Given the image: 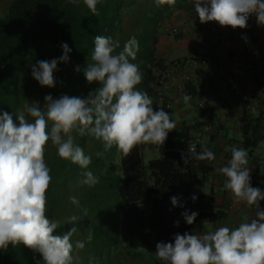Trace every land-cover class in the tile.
Instances as JSON below:
<instances>
[{"label": "clouds", "instance_id": "9594fccd", "mask_svg": "<svg viewBox=\"0 0 264 264\" xmlns=\"http://www.w3.org/2000/svg\"><path fill=\"white\" fill-rule=\"evenodd\" d=\"M77 4L79 0H70ZM94 14H98L99 0H83ZM195 13L201 24L216 22L221 27L244 29L250 16H255L259 26H264V0H192ZM157 6H174L176 0H155ZM63 55L51 61H38L32 66V77L41 87L56 85L54 72L61 62L69 61L71 49L67 43L61 45ZM111 37L97 35L91 63L84 69L89 84L100 87L85 97L62 95L54 99L44 97V106L38 101L26 103L22 111L0 112V249L7 250L23 245L39 253L44 264H73V253L85 248V241L72 237L77 228L57 234L59 222L48 218L47 191L52 182L51 169L45 160L48 142L56 148L57 155L78 165L85 171L81 184L89 187L99 183V177L89 169L92 157L86 155L76 143V136L90 135L100 141L102 157L114 146L124 157L141 144L161 147L169 132L176 128L172 117L160 108L154 110L153 100L147 92L138 90L143 75L136 60L139 42L133 36L124 44ZM77 67V71H79ZM182 99L188 103L192 97L184 92ZM18 121V122H17ZM207 141V137L204 138ZM214 152L206 146L197 152L195 145L188 147V156L182 159L187 165L190 160H215ZM248 151L232 146L231 159L219 172L226 178L225 190L234 200L256 208L255 216L249 220L242 214L235 228L221 226L203 234H176L174 243L159 242L155 255L163 264H264V210L259 208L264 192L251 186V169ZM78 203L75 197L70 198ZM197 197L192 196L195 201ZM173 206L178 198H171ZM185 222L193 224L197 212L181 213ZM79 218L72 216L69 223ZM178 221L176 224L178 225ZM93 235L88 232L87 241Z\"/></svg>", "mask_w": 264, "mask_h": 264}, {"label": "trees", "instance_id": "16d2710c", "mask_svg": "<svg viewBox=\"0 0 264 264\" xmlns=\"http://www.w3.org/2000/svg\"><path fill=\"white\" fill-rule=\"evenodd\" d=\"M192 4V0H176L174 6H157L155 0H99L96 6L98 14L94 15L83 0L77 4L70 0H14L0 14V112H8L15 120V113L22 111L26 103L38 101L42 107L46 95L50 94L54 99L62 95L86 98L91 91L100 87L97 82L89 84L84 76V69L92 62L91 53L97 35L119 41L121 47L117 52L122 50L129 38L134 36L138 40L139 52L132 62L139 65L143 79L137 88L153 98L157 71L178 64L171 62L165 65L164 61L156 59L159 38L171 18L177 12L190 11ZM64 43L71 49L69 61L58 63V70L54 72L55 87H41L32 77V66L38 61L58 59L63 55L61 45ZM188 90L192 98H199L191 82L183 85L179 95L182 97ZM263 120L261 116L241 117V141L228 140V144L235 142L245 148L249 158L257 144L264 143L261 134ZM209 122L212 123L208 110L200 109L194 121H182L169 132L161 147L150 144L160 154L157 159L146 163L142 157L144 144L134 148L128 157L120 152L117 154L114 146L106 152V168H100L101 157L98 159L94 155L95 162L99 163L94 167L99 185L110 188V193L118 199L114 208L118 213L122 241L119 255L127 258L124 260L126 264L134 258L141 264H163L155 255L157 243H174L176 234L193 233L198 221L214 223L220 218V212L213 214L200 210L201 197L193 193L194 189L202 187L207 181L210 168L203 164L207 160L193 159L186 165L182 159V155L188 156L192 136L202 126L210 125ZM215 134L214 129L211 130L207 141H201L196 151H202L203 146L209 149ZM88 136L77 135L76 143L83 148L84 139ZM96 143L98 147L101 145L102 150V143L98 140ZM209 150L215 152L214 149ZM55 158L50 162L54 169H51L52 182L47 191L46 215L59 222L57 234H63L75 225L89 222L86 217L74 223L68 222L70 210L73 209L70 198L74 191L68 182L79 179L85 170L74 169L75 164H66L57 153ZM100 170H105L107 175L102 176ZM252 179L253 175L251 186L263 192V187ZM56 182H59L58 186ZM193 195L197 197L195 201L192 200ZM173 196L178 198L177 206L171 203ZM184 211L198 213L193 224L185 222L181 215ZM62 212L63 215H60ZM105 231L94 229L99 237L104 236L114 246L117 237H111L112 234ZM26 248L23 245L15 248L9 245L7 250L0 249V264L37 263L40 259L38 253L27 248L31 252L26 256Z\"/></svg>", "mask_w": 264, "mask_h": 264}, {"label": "crops", "instance_id": "0c3cea01", "mask_svg": "<svg viewBox=\"0 0 264 264\" xmlns=\"http://www.w3.org/2000/svg\"><path fill=\"white\" fill-rule=\"evenodd\" d=\"M14 0H0V14L4 13ZM195 9V7H194ZM195 10L183 11L177 14V21L184 31V36L179 45L171 39L162 35L157 43V53L160 58L171 57L167 62L180 63L191 76V86L194 87L199 98H192L187 104L184 103L181 95L171 97L177 100L178 106L190 105L197 118L200 109H207L211 116L212 128L215 131V138L210 143L209 149L215 151V160L204 161L203 164L210 168L208 178L202 187L194 189L193 193L200 198L199 209L210 213L220 212V218L210 223L206 220L198 221L192 232L203 234L214 231L218 227L227 226L235 228L241 222L242 214H247L252 219L257 209L251 208L244 203L234 200L231 193L224 189L225 177L219 172L220 166L215 163L222 161L226 166L231 159V151L226 153L224 147L228 140L219 136V130L225 128L220 115L233 113V120L241 117L253 118L261 116L264 119V90L259 80V71L264 68V57L259 52L260 45L256 36L264 41V26H259L255 16H250L248 26L242 33H231L227 27H221L218 23L212 22L215 30L213 32L203 31L200 23L195 18ZM213 55V63L209 67L197 65L193 67L192 62L206 54ZM238 60L235 62L234 58ZM165 65H169L166 61ZM232 77L240 87L239 95L230 90L227 79ZM179 78H177L178 80ZM190 93V90L185 91ZM210 111V112H209ZM188 110L181 112L180 117L189 114ZM179 124H177V127ZM212 129V130H213ZM239 131V128L237 129ZM261 134L264 136V120ZM259 158H250L251 175L253 181L263 187L264 192V166H260ZM208 184L207 192L204 190ZM259 208L264 210V200L260 201Z\"/></svg>", "mask_w": 264, "mask_h": 264}, {"label": "rangeland", "instance_id": "374dc122", "mask_svg": "<svg viewBox=\"0 0 264 264\" xmlns=\"http://www.w3.org/2000/svg\"><path fill=\"white\" fill-rule=\"evenodd\" d=\"M192 11L195 10V4H192L191 6ZM183 11L177 12L171 20L167 23V27L171 26H179L180 23L177 21V14L181 13ZM162 36V35H161ZM160 36V37H161ZM160 39V38H159ZM157 49V48H156ZM156 59L160 61H168L171 59V57H167L165 60L164 58H160V55L156 52ZM173 62V61H172ZM165 63V62H164ZM171 63V62H167ZM44 105L42 104V107ZM191 106H185V107H179L177 100L171 101V110L168 113L172 119L177 124H180L182 121H192L193 117L195 116V112H193V108H190ZM188 110L190 113L185 114L184 116L180 117L181 112ZM235 116V112L233 113H227L220 115L221 121L224 122L225 128L223 130H219V136L222 139L230 140V141H241V135L240 132L237 130L239 128V122L237 120H233L232 117ZM212 126V123L209 122ZM230 146L227 145L224 147L223 152L229 153L231 151L232 146L240 147V145L236 144L235 142H232ZM83 150L86 155H89L92 157V162L89 165V170L92 171L95 175L97 174V170L94 169V167L99 164L98 162H95L94 155L98 151H103V148L101 150V145H97L96 140L91 138V136L85 137L84 143H83ZM116 152V150H115ZM57 150L56 148L51 144L49 141L45 150V160L47 165L50 169L52 168L50 162L53 159H56ZM119 152L117 151V154ZM160 151L158 149L151 148L150 144H144L142 149V157L144 163L148 162L149 160H154L159 157ZM108 153H105L101 157V167L106 168L108 166V163H106V159ZM98 158V157H97ZM250 158H259L260 166H264V143L259 142L256 146V148L251 152ZM99 159V158H98ZM230 160V159H229ZM66 164H70V161L64 160ZM221 160L217 161L215 163L216 166L224 167V165L221 164ZM54 164V163H53ZM251 163L248 162L247 167L250 168ZM76 168L74 169H81L78 165H75ZM227 166V165H226ZM103 169V168H102ZM102 176H106L107 172L105 170H100ZM82 173V172H81ZM73 175V172H72ZM76 177V176H75ZM83 175L79 177V179L75 178V180H72L68 182L71 186L70 189L73 188V197L76 198L78 203L72 202L73 209L70 210L72 216H77L80 219H84L85 217L88 219V223L86 224H80L75 225L74 227L77 228V232L73 235L72 241L73 244H75L76 240H83L85 241V248L82 250H76L73 253L74 261L73 264H126L124 260H127L126 257H123L120 254V247L122 245V241L120 240V226L118 221V213L115 211L114 206L118 203V199L114 197L110 192V188H106V186H102L103 184L97 183L95 186L89 187L87 185H83L80 183ZM55 184V183H53ZM57 186L59 182H56ZM206 188L204 190L207 192L208 184L205 185ZM109 189V190H107ZM85 196V197H84ZM85 198V199H84ZM60 210V209H59ZM58 210V211H59ZM66 210V209H65ZM64 212V211H63ZM63 212L60 213V215H63ZM69 217V218H70ZM102 229L103 231L110 232L112 235L111 237H117V240L114 246H111L109 242L105 239L104 236L99 237L97 232H94L95 230ZM91 231L93 235V239L91 242L87 241V235L88 232ZM105 231V232H106ZM59 234V233H58ZM62 235V234H61ZM31 251H29L26 248L25 255L28 256ZM117 254V256L115 255ZM40 259L37 261V263L34 264H44L42 256L38 253ZM119 261H121L119 263ZM138 259L134 258L130 260L128 264H141ZM146 264V263H142Z\"/></svg>", "mask_w": 264, "mask_h": 264}, {"label": "built area", "instance_id": "2783aa9c", "mask_svg": "<svg viewBox=\"0 0 264 264\" xmlns=\"http://www.w3.org/2000/svg\"><path fill=\"white\" fill-rule=\"evenodd\" d=\"M195 18L198 21V23H200L197 14H195ZM200 25L203 31L213 32L215 30L212 22H208L204 24L200 23ZM227 31L231 33H242L243 29L241 28L233 29L231 27H227ZM184 34L185 33L181 28L177 26H171L169 28L168 27L166 28L163 35L171 39L176 45H179ZM256 38L260 45L259 52L261 56L264 57V41L262 42L261 38L258 36H256ZM237 60L238 59L235 57L234 61L236 62ZM212 63H213V55L209 53L206 54L205 56H200L196 58L191 65L193 67H196L197 65H202L203 67H209L212 65ZM177 78L179 79L177 80ZM259 80L264 90V68H262L259 71ZM227 81L229 83L230 90L234 94L239 95L240 87L238 83L235 81V79L229 77ZM188 82H191V76L186 71H184V66H182L180 63L171 65L164 69H159L157 71L156 79H155V96L152 98L154 110H159L160 108H163L164 111L169 113L171 110V101H172L171 97L178 96L183 85ZM211 130L212 129L209 124L202 126L201 129L192 136V141L190 145L197 146L199 143H201V141L204 140L205 137L208 138L210 136Z\"/></svg>", "mask_w": 264, "mask_h": 264}, {"label": "water", "instance_id": "95a60500", "mask_svg": "<svg viewBox=\"0 0 264 264\" xmlns=\"http://www.w3.org/2000/svg\"><path fill=\"white\" fill-rule=\"evenodd\" d=\"M226 179V178H225Z\"/></svg>", "mask_w": 264, "mask_h": 264}]
</instances>
